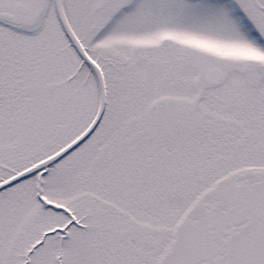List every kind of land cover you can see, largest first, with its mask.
<instances>
[{
    "label": "snow or ice",
    "instance_id": "obj_1",
    "mask_svg": "<svg viewBox=\"0 0 264 264\" xmlns=\"http://www.w3.org/2000/svg\"><path fill=\"white\" fill-rule=\"evenodd\" d=\"M0 264H264V0H0Z\"/></svg>",
    "mask_w": 264,
    "mask_h": 264
}]
</instances>
